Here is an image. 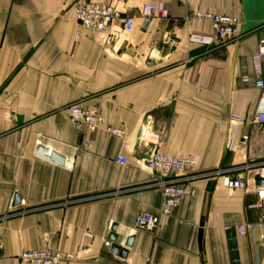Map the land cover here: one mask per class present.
<instances>
[{
	"label": "crops",
	"instance_id": "0c3cea01",
	"mask_svg": "<svg viewBox=\"0 0 264 264\" xmlns=\"http://www.w3.org/2000/svg\"><path fill=\"white\" fill-rule=\"evenodd\" d=\"M76 1L0 0V264H22V253L45 249L75 255L69 264H264L260 231H237L261 218L264 128L238 127L231 145V118L252 119L264 96L241 83L254 77L264 0H84L114 1L127 15L146 5L168 11L147 26L137 20L130 32L114 27L110 38L80 27ZM195 13L239 19L240 40L191 44V35L213 34ZM262 70L264 81V61ZM75 104L98 108L105 127L90 133L74 124L67 109ZM143 129L164 143L141 139ZM40 147L65 165L40 157ZM154 147L197 158L180 175L196 195L147 232L137 217L159 215L162 203L146 167ZM225 175L248 188H226Z\"/></svg>",
	"mask_w": 264,
	"mask_h": 264
},
{
	"label": "built area",
	"instance_id": "2783aa9c",
	"mask_svg": "<svg viewBox=\"0 0 264 264\" xmlns=\"http://www.w3.org/2000/svg\"><path fill=\"white\" fill-rule=\"evenodd\" d=\"M72 8L75 11L78 24L83 30H88L91 33H103L112 37V30L118 27L121 32H130L136 26L137 20L143 22V26H147L152 21L160 17L168 18L169 14L163 7L155 5L144 6L137 15H127L120 11L114 1L106 4H94L84 0L76 1ZM192 19L198 24L209 23L212 27L213 34L207 35H191L189 41L191 44L213 49L221 47L229 43L236 42L241 38L240 21L239 19L229 14H205L195 13ZM82 31H79L78 36H81ZM264 61V40L259 44L257 53L252 58L254 77L245 75L241 79V83L245 87H254L256 89H264V81L262 80ZM72 122L80 127H85L90 133H95L99 129L105 127L106 119L98 108H87L80 104L71 105L67 109ZM249 123L259 128H264V96L258 102L255 115L252 119L248 115L233 116L231 124L234 128L231 145L234 142L235 133L238 127ZM107 133L111 135H122V131L118 129L108 128ZM157 139L158 145L164 143V138L157 135H152L148 129H143L141 139ZM249 137L245 136L244 140ZM121 163L125 165L127 161L121 159ZM198 164L196 157L176 158L168 156L160 151L159 148H152L148 152L146 159L147 169L154 175L156 185L161 190L162 203L159 215L144 214L136 219V226L143 231L154 232L161 220V216H170L179 206L183 198H193L196 191L189 186L180 182V175L190 173ZM258 178L264 179V169L258 173ZM223 184L230 190H244L248 188L246 181L239 179L235 175H225ZM257 193L262 202H264V186L257 187ZM237 231L240 236L260 231V237L264 241V206H262V214L259 223L257 224H241ZM108 248L112 245L106 243ZM18 261L22 264H69L75 259V255L62 253L52 249L41 251L24 252L18 256Z\"/></svg>",
	"mask_w": 264,
	"mask_h": 264
},
{
	"label": "water",
	"instance_id": "95a60500",
	"mask_svg": "<svg viewBox=\"0 0 264 264\" xmlns=\"http://www.w3.org/2000/svg\"><path fill=\"white\" fill-rule=\"evenodd\" d=\"M37 154L40 157H44V158L50 160L51 162L58 164V165H61V166H64L66 163V159L64 157H62L61 155H59L58 153H52L50 155V157H47L46 156V150L44 147H40L37 151ZM258 185H259V187L264 186V179L263 178H258ZM20 202H21V200L18 197H16L15 201H14V205L17 206L20 204ZM116 230H117V228L114 227L113 228V234L110 238L112 242L117 241V236L115 235ZM131 242L132 241L130 240V242L128 243L129 246L131 245ZM112 250H113V252L118 253L120 251V248L118 246L114 245ZM126 255H127L126 251H121V256L125 257Z\"/></svg>",
	"mask_w": 264,
	"mask_h": 264
},
{
	"label": "rangeland",
	"instance_id": "374dc122",
	"mask_svg": "<svg viewBox=\"0 0 264 264\" xmlns=\"http://www.w3.org/2000/svg\"><path fill=\"white\" fill-rule=\"evenodd\" d=\"M201 48V47H200Z\"/></svg>",
	"mask_w": 264,
	"mask_h": 264
}]
</instances>
